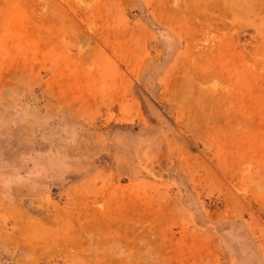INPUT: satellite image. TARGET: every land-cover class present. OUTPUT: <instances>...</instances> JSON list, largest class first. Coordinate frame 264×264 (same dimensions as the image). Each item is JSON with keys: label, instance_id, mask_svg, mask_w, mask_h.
I'll list each match as a JSON object with an SVG mask.
<instances>
[{"label": "rangeland", "instance_id": "obj_1", "mask_svg": "<svg viewBox=\"0 0 264 264\" xmlns=\"http://www.w3.org/2000/svg\"><path fill=\"white\" fill-rule=\"evenodd\" d=\"M0 264H264V0H0Z\"/></svg>", "mask_w": 264, "mask_h": 264}]
</instances>
